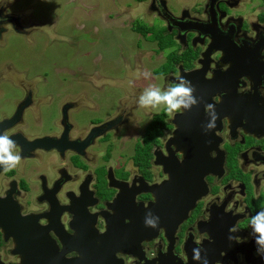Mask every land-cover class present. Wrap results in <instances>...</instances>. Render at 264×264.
<instances>
[{
	"label": "flooded vegetation",
	"instance_id": "obj_1",
	"mask_svg": "<svg viewBox=\"0 0 264 264\" xmlns=\"http://www.w3.org/2000/svg\"><path fill=\"white\" fill-rule=\"evenodd\" d=\"M234 5L233 0H204L198 10L203 18L188 17L185 12L182 21L158 5L153 7L171 27V30L168 26L159 30L166 29L175 41L176 37L184 35L186 47L182 49L178 45L179 53L187 50L199 53L190 70L179 65L177 73L159 76L156 71L167 61L168 55L177 50V47L172 48L165 62L152 69L151 73L156 76L153 78L177 80L182 73L202 70L204 56L213 43L212 33L230 39L241 56H258L259 65H264V22L260 20L264 9L253 4L250 9L236 11ZM150 43L156 45L155 53L165 52L160 51L159 43ZM210 56L207 80L214 79V71L226 72L232 66L223 64L226 58L222 51ZM260 69L259 72H264ZM155 82L137 79L119 87L108 81L112 89L118 91L115 99L99 97L104 89L97 86L106 83H94L91 88L69 84L70 87L62 90L67 91V97L60 93L42 95L37 88L41 97L33 84L25 85L22 92V85L12 87L11 78L0 82V97L10 104L3 109L0 123L13 122L0 133L6 131L10 138L23 136L30 142L51 139L59 146L26 152L18 146L21 164L0 172V198L7 199L12 193V201L19 205L21 217L35 219L37 223L34 231L24 234L17 233L16 228L7 231L0 226V264H24L26 257L18 248H25L26 255H35L27 238L36 240V248L45 249L48 243L42 244V240L46 237L68 260H82L78 249L100 247L105 242L112 244L110 250L117 249L113 260H99L100 264H202L203 258L208 264H264V257L257 254L249 224L251 216L264 210V73L255 78L247 71L240 78L237 93L248 101H238L237 110L244 118L238 120L236 106L229 104L234 109L229 108L220 120V129L215 130L220 142L211 153V159L217 160L219 154H223V174L204 178L206 194L197 200L184 220L174 214L176 209L168 210L169 206L159 200L160 187L171 182V178L158 163L159 155L167 158L172 149L183 163L184 153L170 142L179 129L176 117L184 111L169 115L163 107L144 109L136 104L141 90L149 84L157 85ZM255 87L260 96L257 106L252 98ZM6 94H10V98ZM226 95L229 91H222L214 102L222 103ZM53 107H57L58 112L51 129L28 135L24 130L29 129L28 117ZM163 113L165 126L161 135L153 134L149 164L138 165L135 161L138 149L145 145L148 132L159 124L158 118ZM121 195L126 196V205L116 208ZM149 212L159 217V226L155 229L146 227L145 223L141 225L142 217ZM12 218V223L16 224V215ZM234 225L238 226V231L233 235L239 237L240 243L228 239L229 228ZM139 226H143V232L156 233L132 238V231H138ZM142 237L144 239L140 240ZM129 244L135 246L132 249L140 257L127 252ZM194 248L202 249L201 262L193 258ZM34 262L41 264V261Z\"/></svg>",
	"mask_w": 264,
	"mask_h": 264
},
{
	"label": "rangeland",
	"instance_id": "obj_2",
	"mask_svg": "<svg viewBox=\"0 0 264 264\" xmlns=\"http://www.w3.org/2000/svg\"><path fill=\"white\" fill-rule=\"evenodd\" d=\"M233 1L236 11L245 7L250 9L253 4L264 9L263 0ZM203 2L0 0V82L11 78L12 87L20 84L22 92L25 85L33 84L38 93L37 88L41 89L42 95L60 93L66 97L67 91L62 90L70 87L69 84L91 88L94 83H106L96 85L104 89L99 95L102 99L118 96V91L113 90L108 81L124 87L125 83L137 79L156 80L157 86L167 87L175 82V78H153L156 76L151 71L165 62L172 49L155 53L156 45L135 33L132 27L135 23H142L158 29L168 26L171 30L159 10L153 7L158 5L182 21L186 16L203 18L202 12L198 11ZM256 15L257 12L253 13V19ZM176 42L182 49L186 47L184 35L176 37ZM123 91L126 94V90ZM5 96L10 98V94ZM7 106L10 107L8 100L0 97V115ZM57 112V107H53L36 113L34 117L30 115L29 129L24 130L29 132L28 135L50 130Z\"/></svg>",
	"mask_w": 264,
	"mask_h": 264
},
{
	"label": "water",
	"instance_id": "obj_3",
	"mask_svg": "<svg viewBox=\"0 0 264 264\" xmlns=\"http://www.w3.org/2000/svg\"><path fill=\"white\" fill-rule=\"evenodd\" d=\"M210 38L213 43L209 46L204 56L205 62L203 69L197 72L182 73V77L190 80L195 87L196 92L194 95L200 102L198 106L193 107L190 111H184V113L177 116L175 120V124L179 129L176 131L175 138L172 140L171 144H173L178 151L184 153V161L182 164L179 162L173 149L170 151L169 157L166 158L159 155L158 159V163L164 166L165 171L170 174L171 178V182H167L160 187L159 200L163 205L169 206L168 210L172 208L173 210L176 209L174 214L177 215L179 220L186 219L190 211L196 205L197 200L206 194L203 185L204 178L210 174L220 176L223 174V154H219L217 160L211 159V153L218 147L220 142V139L215 135V130L217 128L220 129V120L222 116L227 114L229 108H232L229 104H234V106H236L235 111L238 115V120L244 118L237 110L238 101H248L243 100V96L241 97L237 93L236 88L240 78L245 75L247 71H250L255 78L260 77L264 73L259 72L260 68V71H264V65H259L258 56L253 55V58L241 56L240 51L237 50L230 39L223 38L215 33L210 34ZM215 51H222L226 58L222 61L223 64L231 63L232 66L226 72L214 71V79L207 80L205 79V74L208 68H210V55ZM255 83L260 84V81H255ZM225 90L229 91V95L223 97L222 103L216 104L214 98L218 97L220 93ZM252 98H254L255 106H257V100L260 98L257 87H255V93ZM206 104H214L215 111L219 117L215 122V127L208 131L205 130V126L209 121L205 113ZM12 123L13 122L9 121L0 123V131L8 129ZM11 139L16 141L17 146H21L24 152L39 148H57L58 146V143L51 139H40L32 142L28 141L23 136H13ZM3 169V167H0V172ZM11 194L12 193H10L7 199L0 198V226L7 231H12L16 228L15 231L19 234H24L28 230L34 231V227L37 225L36 220L21 217L20 207L12 201ZM119 201L120 203L116 208L125 203L126 196L121 195ZM153 212L154 209L152 210V213ZM15 215L17 222L13 224L12 220L14 219L12 217ZM142 218L141 225L145 223V217ZM26 224L31 227H27ZM177 224L178 222H176V225ZM132 232V238H137L143 233L148 236H152L156 233L151 232V230L150 232H143V226H139L138 231L135 229ZM143 239L144 237L140 240ZM140 240L137 245L140 244ZM42 241V244L47 242L48 246L46 247L45 244V249L41 247L38 249L35 245L37 244L35 243L36 240L27 238V242L31 244L30 248L36 253L35 255H26L27 250H25V248H18V252L23 254V256L25 255L24 258L26 257L24 264H35L34 261H41V264H100L99 260H113L114 253L117 250H110L112 244L105 242L100 247L92 246L78 249L82 254V260L80 261L68 260L58 253L57 248L47 237ZM133 244L135 245V242ZM134 245L129 244V251L127 252L140 257L135 253V250L132 249L135 248ZM136 250H140V248H136ZM26 259L29 262H27Z\"/></svg>",
	"mask_w": 264,
	"mask_h": 264
},
{
	"label": "clouds",
	"instance_id": "obj_4",
	"mask_svg": "<svg viewBox=\"0 0 264 264\" xmlns=\"http://www.w3.org/2000/svg\"><path fill=\"white\" fill-rule=\"evenodd\" d=\"M145 75L147 76L148 74ZM175 81L164 88L155 84H149L137 97L136 104L139 108L144 109L164 106L169 115H174L181 111H190L193 107L198 106L200 102L194 95L196 89L191 81L182 76ZM205 113L209 118L205 126V130L208 131L215 127V122L219 117L215 111L214 104H206ZM17 149L16 141L11 139L6 131L0 133V167H3L4 170H10L21 164L22 156ZM249 224L255 237L257 254L264 257V210L258 211L254 216H251ZM145 226L153 229L157 228L159 226V217L154 216L150 212L147 213ZM237 231V225L229 228V241L235 240L237 243L241 242L239 237L233 235ZM201 252L202 249L200 248L193 249V258L196 261H202ZM202 264H208L206 258H203Z\"/></svg>",
	"mask_w": 264,
	"mask_h": 264
},
{
	"label": "trees",
	"instance_id": "obj_5",
	"mask_svg": "<svg viewBox=\"0 0 264 264\" xmlns=\"http://www.w3.org/2000/svg\"><path fill=\"white\" fill-rule=\"evenodd\" d=\"M142 1V0H141ZM264 1V0H263ZM260 20L264 22V14L260 15ZM132 30L138 34L143 35L145 38L149 39L152 42L159 43L160 51H166L167 49H172L177 47V50L172 51L168 57L167 61L161 66V68L156 71L159 76H167L171 73H177V67L182 65L184 70H190L193 67V61L199 56L198 52L193 50H187L183 53H179L178 44L174 40L173 34H169L166 29L159 30L154 26H147L142 23H135L132 27ZM165 113L161 114L158 118L159 124L152 127V131L148 132L147 139H145V145L139 147V153L135 161L138 165L145 163L149 164V161L152 157L151 154V143L153 142V134L161 135L162 130L165 126ZM149 138V139H148Z\"/></svg>",
	"mask_w": 264,
	"mask_h": 264
}]
</instances>
